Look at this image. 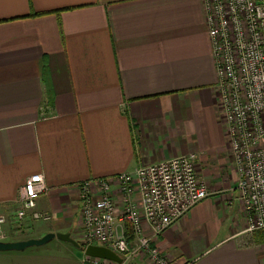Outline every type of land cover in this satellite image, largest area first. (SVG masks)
<instances>
[{"label": "crops", "instance_id": "1", "mask_svg": "<svg viewBox=\"0 0 264 264\" xmlns=\"http://www.w3.org/2000/svg\"><path fill=\"white\" fill-rule=\"evenodd\" d=\"M217 85L203 0H0V207L8 240L79 233V184L176 155L196 153L211 189L232 193L216 187L223 178L215 169H233ZM36 173L48 188L37 209L50 218L29 212L20 226V189ZM224 195L202 200L153 245L179 263L264 264V234L246 231L241 204H232L234 217ZM62 264L89 262L85 255Z\"/></svg>", "mask_w": 264, "mask_h": 264}, {"label": "built area", "instance_id": "2", "mask_svg": "<svg viewBox=\"0 0 264 264\" xmlns=\"http://www.w3.org/2000/svg\"><path fill=\"white\" fill-rule=\"evenodd\" d=\"M203 4L218 74L217 108L238 175L231 192L241 204L246 231L264 234V0ZM197 159L196 153L176 155L79 184L80 240L107 246L123 259L87 255L89 264H130L136 257L150 264H192L177 262L153 244L195 205L217 194L198 173ZM47 189L42 173L26 179L16 213L20 226L29 212L32 219L50 218L37 209V198ZM6 223L0 207V240H6Z\"/></svg>", "mask_w": 264, "mask_h": 264}, {"label": "rangeland", "instance_id": "3", "mask_svg": "<svg viewBox=\"0 0 264 264\" xmlns=\"http://www.w3.org/2000/svg\"><path fill=\"white\" fill-rule=\"evenodd\" d=\"M227 155H228L227 148H224L223 159L227 158L226 157ZM223 170L225 171L226 169L223 167H219L218 169H215V171H216L215 176L223 178V180L222 179L217 180V182H219V184L216 185V187H220V188L235 187V185H236L235 182L237 181V174H236L235 170H233V169L226 170V173H229V174H226ZM224 173H225V178H224ZM235 178H236V181L233 182L232 180ZM214 187H215V185L213 186V189H214ZM78 192H79V189H78ZM223 194H225L224 197L227 198V201L229 199V202H231V200H234V202H235V198L233 196V193L229 194V191H226L225 189L223 190V192H218L217 194L211 195L210 198H211V200H212V198L218 199L219 197H215V196L216 195H223ZM227 201H226V204H229V203H227ZM222 205L223 204H221V206L215 205L213 210L223 209ZM228 206H230V204ZM233 206L234 205L229 207L230 208L229 210L233 211V215H234V217H236L237 216V205H235L234 207ZM224 212L229 214V211L220 212L221 219L224 220L226 224L228 222L230 223L231 218L226 219V220L224 219V216H225ZM6 233L8 234L7 231H6ZM23 234H19L20 239H28L29 238V237H27V238H21V237H24L30 233H23ZM78 234L79 233H76L74 231V232H72V237H74L78 241H81L79 238L80 236ZM8 237H10V236L7 235L6 240L9 239ZM20 239H18V240H20ZM81 242L83 243V241H81ZM85 255L86 254L82 248H78V247L74 246L73 244H71L70 242H66V241H62L58 238H54L53 240L49 241L48 243H45V244L39 245V246H31V247H29L23 251H0V264H62L65 262L66 258H70V257L72 260H74V262L77 263V262H80L82 257L84 258Z\"/></svg>", "mask_w": 264, "mask_h": 264}, {"label": "water", "instance_id": "4", "mask_svg": "<svg viewBox=\"0 0 264 264\" xmlns=\"http://www.w3.org/2000/svg\"><path fill=\"white\" fill-rule=\"evenodd\" d=\"M54 238L70 242L78 248H83L85 254L88 256L108 258L118 262H122L123 260L118 253L104 245L88 244L85 248L82 247L81 243L72 237L71 232H48L41 237H31L20 240H0V251H23L31 246H39L48 243Z\"/></svg>", "mask_w": 264, "mask_h": 264}, {"label": "trees", "instance_id": "5", "mask_svg": "<svg viewBox=\"0 0 264 264\" xmlns=\"http://www.w3.org/2000/svg\"><path fill=\"white\" fill-rule=\"evenodd\" d=\"M80 243H81V245H82V247H84L85 248V244L84 243H82L81 241H79ZM83 249V248H82Z\"/></svg>", "mask_w": 264, "mask_h": 264}]
</instances>
